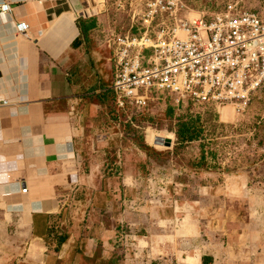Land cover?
<instances>
[{"label": "crops", "instance_id": "1", "mask_svg": "<svg viewBox=\"0 0 264 264\" xmlns=\"http://www.w3.org/2000/svg\"><path fill=\"white\" fill-rule=\"evenodd\" d=\"M6 2L14 12L0 17V101L8 102L0 107V264H264V184L189 165L178 172L191 185L163 190L150 172L158 161L123 141L113 121L120 113H108L114 65L108 49L84 56V3ZM20 21L28 37L17 34Z\"/></svg>", "mask_w": 264, "mask_h": 264}, {"label": "built area", "instance_id": "2", "mask_svg": "<svg viewBox=\"0 0 264 264\" xmlns=\"http://www.w3.org/2000/svg\"><path fill=\"white\" fill-rule=\"evenodd\" d=\"M136 4L139 9L130 29L106 41L119 110H141L171 98L177 106L191 104L219 117L227 108L242 116L254 95L264 93V12L231 5L209 15L191 9L184 0ZM13 12L11 3L0 5V17ZM29 27L20 21L16 32L28 37ZM6 105L0 101V107ZM70 114L78 118L74 107ZM172 185L176 192L183 188Z\"/></svg>", "mask_w": 264, "mask_h": 264}, {"label": "rangeland", "instance_id": "3", "mask_svg": "<svg viewBox=\"0 0 264 264\" xmlns=\"http://www.w3.org/2000/svg\"><path fill=\"white\" fill-rule=\"evenodd\" d=\"M84 3V8L89 9V18L96 19V29L90 32L87 42L88 51H93L106 56V41L113 33H124L132 25V16L139 9L137 0H77ZM193 10L206 12L209 15L227 10L231 5L244 11L264 12V0H184ZM88 62V61H87ZM86 65L83 74L93 79V71ZM89 87V86H86ZM108 113H120L113 119L118 123L117 133H123V141L132 143L136 148L148 147L146 135L148 130L165 136L174 135L172 149H157L151 147L149 155L158 161V167H151L152 175H159V183L163 190L174 182L191 185V178L186 174L180 175L178 170L186 168L192 162L202 158V149L210 168L214 171L223 170L229 175H245L251 188H263L264 184V93H256L251 105L242 116H236L232 108L227 110L232 113L229 122H222L213 110H199L191 104L177 106L171 98L152 103L148 108H129L119 110L116 106H109ZM173 110V113L171 112ZM190 116L200 118V126L204 130L203 139L189 145L179 146L175 131L178 119ZM123 115V116H122ZM129 120H126L128 119ZM121 130V131H120ZM136 151V150H135ZM156 152V153H155ZM209 154H214L211 157ZM155 172V173H154ZM154 176V178L156 177ZM156 185L155 182L152 185ZM160 185H156L158 188ZM169 190L172 189L168 188ZM146 191V190H145ZM125 233L120 235L124 242ZM26 248V247H24ZM25 252V249L23 250ZM122 244L119 252L123 254ZM121 254V255H122ZM25 258V254H21ZM15 264V261L6 262ZM31 264V263H30Z\"/></svg>", "mask_w": 264, "mask_h": 264}, {"label": "trees", "instance_id": "4", "mask_svg": "<svg viewBox=\"0 0 264 264\" xmlns=\"http://www.w3.org/2000/svg\"><path fill=\"white\" fill-rule=\"evenodd\" d=\"M77 26L80 30V35L83 38H86L89 31L96 28V19H79L77 21ZM171 112L173 113V110ZM203 134L204 130H202V127L200 126V118L195 119L189 114L188 117L185 116L178 119L177 130L175 131V135L177 138V143L180 147L201 141L203 139ZM142 150L145 151V148L143 149L142 147ZM147 151L150 152L152 150L148 147ZM209 155L213 158L215 157L214 154ZM191 166L197 169H201L208 166L204 149H202L201 160H199V162H192ZM210 261V259L204 258V264H208Z\"/></svg>", "mask_w": 264, "mask_h": 264}, {"label": "bare ground", "instance_id": "5", "mask_svg": "<svg viewBox=\"0 0 264 264\" xmlns=\"http://www.w3.org/2000/svg\"><path fill=\"white\" fill-rule=\"evenodd\" d=\"M232 113H230L227 109L221 111V120L222 122H229L230 119H232ZM146 138L152 144L155 148L163 149V140H174V137L172 134H166L165 136H162V134L148 130Z\"/></svg>", "mask_w": 264, "mask_h": 264}, {"label": "water", "instance_id": "6", "mask_svg": "<svg viewBox=\"0 0 264 264\" xmlns=\"http://www.w3.org/2000/svg\"><path fill=\"white\" fill-rule=\"evenodd\" d=\"M163 147L167 149H172L173 143L171 140H163L162 141Z\"/></svg>", "mask_w": 264, "mask_h": 264}]
</instances>
